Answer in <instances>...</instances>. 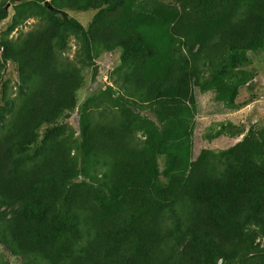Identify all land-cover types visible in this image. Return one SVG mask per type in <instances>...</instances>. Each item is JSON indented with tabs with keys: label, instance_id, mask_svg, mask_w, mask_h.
<instances>
[{
	"label": "trees",
	"instance_id": "obj_1",
	"mask_svg": "<svg viewBox=\"0 0 264 264\" xmlns=\"http://www.w3.org/2000/svg\"><path fill=\"white\" fill-rule=\"evenodd\" d=\"M177 2L15 8L17 20L40 18L1 41L19 87L15 99L1 88L0 244L23 264H264V146L247 138L192 159L195 90L208 69L264 50V0ZM69 12L96 15L85 28ZM70 35L80 43L73 60ZM117 49L116 90L84 104L77 140L64 123L83 69Z\"/></svg>",
	"mask_w": 264,
	"mask_h": 264
},
{
	"label": "rangeland",
	"instance_id": "obj_2",
	"mask_svg": "<svg viewBox=\"0 0 264 264\" xmlns=\"http://www.w3.org/2000/svg\"><path fill=\"white\" fill-rule=\"evenodd\" d=\"M32 1L39 0H0L7 14V18L0 22V97L3 85L6 86L11 99L16 98L19 87L18 66L11 62L4 64L2 61V37L9 33V39L16 41L21 33H28L39 26L38 16L28 20H17L15 8ZM153 1L169 9L179 7L177 0ZM68 15L88 28L96 14L69 12ZM66 49L64 56L73 60L80 51L77 37L70 35ZM121 56V49L104 53L91 67L83 69L84 84L77 93V108L71 114V118L64 123L75 133V139H79L80 111L84 104L108 87L116 90L115 82L119 81L116 71L121 66ZM201 83L203 90H195L197 116L192 138V159L197 160L205 151L219 152L231 149L247 138L264 146V50L249 52L245 62L236 68L230 65L227 71L222 67L208 69ZM2 106L3 103L0 101V107ZM141 115L157 122L156 117L150 112H142ZM159 165L163 173L164 157L159 159ZM82 181L83 178L80 179V183ZM256 243H261L263 247L264 240H257ZM252 260L251 262H254ZM0 264L23 263L0 244Z\"/></svg>",
	"mask_w": 264,
	"mask_h": 264
}]
</instances>
